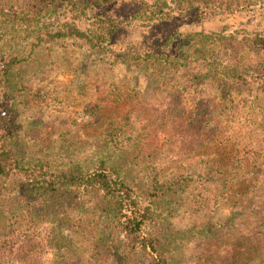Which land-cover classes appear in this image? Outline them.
I'll return each mask as SVG.
<instances>
[{
    "label": "trees",
    "instance_id": "1",
    "mask_svg": "<svg viewBox=\"0 0 264 264\" xmlns=\"http://www.w3.org/2000/svg\"><path fill=\"white\" fill-rule=\"evenodd\" d=\"M170 2L0 0V264H185L187 239L214 243L222 264L264 257V133L249 156L214 159L211 145L223 137L211 103L188 110L182 101L207 80L231 97L264 89V29H185L244 16L264 0ZM128 4L131 14L115 12ZM71 54L83 88L116 91L115 74L131 75L139 102L129 119L85 114L86 125L64 119L45 129L26 121L29 73ZM140 77L155 100L142 99ZM98 123L101 139L76 146ZM176 163L181 171L162 181ZM142 170L153 177L139 180ZM232 193L252 197L253 209L230 218L236 234L220 242L209 216ZM180 215L190 228H177Z\"/></svg>",
    "mask_w": 264,
    "mask_h": 264
},
{
    "label": "rangeland",
    "instance_id": "2",
    "mask_svg": "<svg viewBox=\"0 0 264 264\" xmlns=\"http://www.w3.org/2000/svg\"><path fill=\"white\" fill-rule=\"evenodd\" d=\"M168 2L171 4L170 0ZM128 6L116 7L115 12L129 15L134 8ZM262 7V6H261ZM256 7L255 11L248 14H243L239 17L217 18L206 22L196 24V27H185L186 30L198 29L205 32H220L227 29L244 28L246 31H255L264 29V8ZM111 9H114L111 7ZM172 25V24H171ZM168 25L167 27H170ZM174 29L168 28L163 30L164 33ZM66 61L54 59L45 67L33 70L29 73V81L31 88L26 94L24 101V118L26 121H33L43 125V129L50 125L51 122L74 119L77 124L86 125L88 117L85 114H90L93 118L102 120L128 118L131 116L134 106L139 102V95L133 88H130L132 79L131 75L124 70H119L116 76L118 84L117 90L105 89V93L101 90H92L93 84H88L87 88L81 85V79L78 80V75L74 69L77 65L78 58L74 55H67ZM142 81V99L155 100L153 92L148 88V80L140 77ZM91 85V87H89ZM81 86V87H80ZM104 92V91H103ZM226 92V91H225ZM223 92V87L207 80L205 84L197 89H190L183 93L182 101L186 109H195L200 103H211L212 108L211 119L209 121L213 126H218L221 129L223 139L217 143H212L214 159L219 160L220 157L229 156L231 161L239 158H244L251 154V150L258 149L264 133V89L252 90L246 92L244 96L231 97ZM102 93V94H100ZM141 99V98H140ZM89 107V108H88ZM235 109L233 110V108ZM94 110V112H93ZM216 113V114H215ZM101 123L96 124V127L87 126L86 132L77 134L75 141L76 146L89 148L95 145L105 133L104 126ZM44 133L46 130H43ZM251 134V138L245 141L242 145L241 139ZM86 135V136H83ZM237 135L239 140L232 144L226 136ZM233 141V140H232ZM40 145L41 140H35L32 144ZM251 145V146H250ZM40 147H36L39 149ZM237 167V165H235ZM181 171V167L176 163L173 167L166 169L160 174V179L171 180ZM139 180L146 182L148 178H152L148 171H140L137 174ZM245 191L244 189L242 192ZM241 194L230 195L229 200L221 201L220 205L215 208L214 213H211L209 219L213 223H218V232L216 235L217 241H226L231 235L236 234V226H229L227 221L233 218L235 214L247 216L246 212L253 209L249 205L252 197L247 200L240 196ZM256 199V203H260ZM264 206V202L262 203ZM201 218H197L200 223ZM193 222L188 216L180 215L175 224L178 229L191 227ZM237 221H234L236 223ZM181 244L183 251V260L185 264H222V260L216 259L217 253L214 251L216 247L214 243L208 245L198 239H187ZM216 254H214V253ZM214 259L215 261H212ZM249 264H264V257L251 261Z\"/></svg>",
    "mask_w": 264,
    "mask_h": 264
}]
</instances>
